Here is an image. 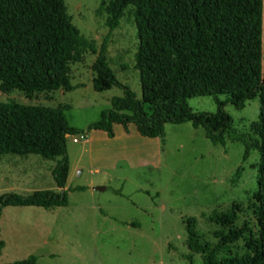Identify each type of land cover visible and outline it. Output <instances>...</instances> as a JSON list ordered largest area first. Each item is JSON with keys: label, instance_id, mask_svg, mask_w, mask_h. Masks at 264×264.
I'll return each instance as SVG.
<instances>
[{"label": "trees", "instance_id": "trees-1", "mask_svg": "<svg viewBox=\"0 0 264 264\" xmlns=\"http://www.w3.org/2000/svg\"><path fill=\"white\" fill-rule=\"evenodd\" d=\"M97 12L106 13L111 32L126 14L132 18L139 42L134 68L139 72L141 99L110 67L107 42L98 51L73 25L65 0H0V92L27 96L71 92L72 67L87 54L97 55L94 90H123V96L114 98L111 108L87 131L69 125L65 106L0 102V161L7 155L57 161L53 178L59 189L1 196L0 218L9 206L46 210L68 206V137L98 130L114 138L115 125L126 132L134 125L140 136L155 139L163 137L168 124L190 122L203 128L214 145H225L226 139L242 143L245 161L256 150L260 163L258 190L248 206L255 229L248 222L237 225L242 205H234L209 217L218 227L212 233L214 241L198 232L196 219L188 220L187 248L200 255L203 264H264V0H110ZM220 95L227 96L226 101L221 102ZM258 96L255 138L233 128L225 106L230 103L243 110ZM193 97L216 98L217 112H193L188 105ZM240 241L243 252H234ZM4 248L0 230V259ZM10 264L38 261L33 256Z\"/></svg>", "mask_w": 264, "mask_h": 264}, {"label": "rangeland", "instance_id": "rangeland-1", "mask_svg": "<svg viewBox=\"0 0 264 264\" xmlns=\"http://www.w3.org/2000/svg\"><path fill=\"white\" fill-rule=\"evenodd\" d=\"M110 0H65L73 25L98 51L107 42L106 57L118 80L142 98L137 30L126 14L114 31L99 7ZM97 55L87 54L72 67L71 92L27 96L0 92L1 103L58 108L65 106L71 127L87 131L123 96L112 88L97 92L93 87V64ZM264 66V34H263ZM221 102L227 96L217 97ZM193 112L215 114L216 98L188 100ZM261 101L256 97L243 110L232 104L225 111L233 128L257 137L252 125L259 120ZM115 137L105 132H88L89 142L68 137L69 179L65 191L68 206L46 210L38 207H5L0 218L5 243L0 264L36 257L38 264H203L200 255L186 246V224L196 219V229L207 240L218 227L209 221L242 205L237 225L256 221L248 206L258 190L260 154L252 150L245 161V146L226 139L212 144L203 128L190 122L165 127L163 137L150 139L135 127L128 132L114 126ZM77 139L78 143L73 140ZM57 161L39 156H4L0 161V197L10 193L28 195L35 191H59L53 170ZM83 188L84 190H76ZM102 190H96V189ZM244 241L234 252H243Z\"/></svg>", "mask_w": 264, "mask_h": 264}, {"label": "built area", "instance_id": "built-area-1", "mask_svg": "<svg viewBox=\"0 0 264 264\" xmlns=\"http://www.w3.org/2000/svg\"><path fill=\"white\" fill-rule=\"evenodd\" d=\"M87 138H88V136L80 135V138H79V139H80L81 141H84L85 143H87ZM73 142H74V143H78V140H77V139H74Z\"/></svg>", "mask_w": 264, "mask_h": 264}, {"label": "crops", "instance_id": "crops-1", "mask_svg": "<svg viewBox=\"0 0 264 264\" xmlns=\"http://www.w3.org/2000/svg\"><path fill=\"white\" fill-rule=\"evenodd\" d=\"M134 125H130L129 129L131 130V127H133ZM135 127V126H134ZM136 129V128H135ZM87 142H89L88 138H87Z\"/></svg>", "mask_w": 264, "mask_h": 264}, {"label": "water", "instance_id": "water-1", "mask_svg": "<svg viewBox=\"0 0 264 264\" xmlns=\"http://www.w3.org/2000/svg\"><path fill=\"white\" fill-rule=\"evenodd\" d=\"M96 190H102V189L98 188V189H96Z\"/></svg>", "mask_w": 264, "mask_h": 264}]
</instances>
